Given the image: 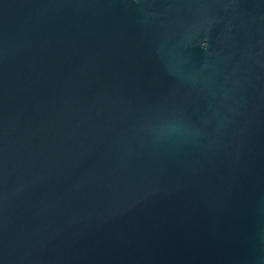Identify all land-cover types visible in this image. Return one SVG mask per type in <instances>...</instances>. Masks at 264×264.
<instances>
[{
  "label": "water",
  "instance_id": "obj_1",
  "mask_svg": "<svg viewBox=\"0 0 264 264\" xmlns=\"http://www.w3.org/2000/svg\"><path fill=\"white\" fill-rule=\"evenodd\" d=\"M0 264H264V0H0Z\"/></svg>",
  "mask_w": 264,
  "mask_h": 264
}]
</instances>
